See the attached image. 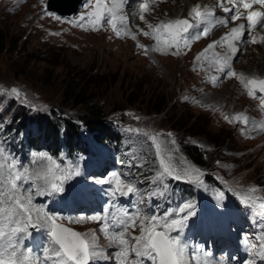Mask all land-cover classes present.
<instances>
[{
    "label": "rangeland",
    "instance_id": "1",
    "mask_svg": "<svg viewBox=\"0 0 264 264\" xmlns=\"http://www.w3.org/2000/svg\"><path fill=\"white\" fill-rule=\"evenodd\" d=\"M46 1L0 0V32L5 37L0 52V139L2 130L18 121L28 125L30 133L35 135L38 117L41 122L60 118L78 122L77 116L84 113L88 104L102 105L103 118L110 128L130 143L124 155L126 165L132 169L129 176L120 169H110L113 162L103 156L107 144L95 135L91 142L94 154L104 160L100 167L85 155L79 165H72L49 154L31 151L27 162L15 160L31 171L39 167L34 161H39L41 156L50 157L59 165L57 175L71 176L63 181L62 192L34 195L36 207L56 214L58 222L89 239L95 235L99 249L110 259H97L90 264H117L114 253L118 249L111 246L101 232L103 222L87 219L101 215L112 203L110 193L115 183L98 181L115 174L136 188V192L127 196L116 193L115 207L109 208L111 212H118L120 208L131 212L134 201H140L139 206L144 209L154 206L149 201L161 193L166 179L189 182L195 186L197 198L189 203L194 206L195 215L188 216L187 220L194 218L198 227L189 236L181 230L172 233L187 247L189 258L196 251L200 261L207 264H248L249 260L264 264V259L257 254L264 245V104L260 99L264 95L250 96L237 78L264 79V30L247 32L244 27L243 41L247 42L237 44L229 34L241 23L233 22L217 30L211 28L210 32L215 31L202 41L191 40L187 47L181 43L180 54L174 55L175 48L155 51L154 36L144 33L152 31L149 24L155 26L175 19L184 18L196 24L197 19L190 12L194 7L202 10L200 0L187 2L185 10L184 0H104L105 8L120 2L117 15L127 17L126 30L119 36L116 35L118 29L113 30L107 23L110 18L107 14L96 29L91 27L87 14L93 5L95 8V0H82L75 12V17L85 15L87 30L74 26L71 19L49 15ZM145 2L149 11L141 13L139 5ZM207 2L204 3L208 9L217 10L216 0ZM141 14L144 20L140 19ZM189 31L195 33L197 29ZM255 37L258 44H253ZM217 41L219 43L214 44ZM209 44L214 47L198 61L196 57ZM229 44L238 48L231 59L232 71L236 74L232 78H226L215 61V56H231ZM74 73L79 76L74 78ZM87 81L93 83L84 93L83 103L68 99L70 88L76 82L86 84ZM12 88L17 89L18 97L12 93ZM154 90L165 94L168 114H164L165 110L156 113L147 105L146 100ZM128 94L132 102L126 98ZM180 114H192V119L198 117V122H204L208 131L206 137L191 136L170 127L172 121L168 117ZM238 116L241 118L237 119ZM78 126L86 129L82 123ZM151 136H157L163 144L174 168L182 174L181 179L167 175L158 178L161 169ZM186 144L196 146L205 154V164H197L187 156ZM30 184V181L24 183L22 191ZM252 189L255 191H250ZM32 191L34 194L35 189ZM249 196L251 200L246 205L242 198ZM167 213L170 212H149ZM185 215L186 212L181 213L182 218ZM80 217L85 219L80 223L72 222ZM171 218L176 219L173 215ZM136 223L137 227L129 228L132 236L140 234L139 220ZM40 231L30 228L29 234L23 236V245L32 249L31 255L37 264H53L45 260L43 252L49 244L48 230ZM218 234L225 237V243L233 244V252L220 249L223 239L216 238ZM134 258L133 254L130 259ZM144 264L151 261L145 259ZM191 264L196 262L193 260Z\"/></svg>",
    "mask_w": 264,
    "mask_h": 264
},
{
    "label": "snow or ice",
    "instance_id": "2",
    "mask_svg": "<svg viewBox=\"0 0 264 264\" xmlns=\"http://www.w3.org/2000/svg\"><path fill=\"white\" fill-rule=\"evenodd\" d=\"M232 2L234 4L242 3L244 9L251 8L253 3L264 6V0H251V3L247 0H232ZM139 7L141 13L148 11L147 2L141 3ZM120 8L121 5L119 4L105 8L104 0H95V11L87 14L89 23L93 29H96L101 24L104 15L107 14L110 17L107 23L112 26L113 30H116L117 20L121 23H125L127 20L126 16L117 15ZM223 11L227 13L232 9L224 7ZM48 14L54 15L52 13ZM193 14L197 19L196 24H190L187 19L170 20L155 26L149 24L148 27L152 31L145 32L144 35L154 36L157 41L155 51L175 48L176 51L173 54L179 55L181 43L187 47L191 40L206 37L214 23L226 25L228 19L236 20L243 16L239 8H235V14L231 17L216 21L211 19L213 12L208 8L201 12L198 7H194L190 12V15ZM56 19L61 18L56 17ZM140 19L144 20L143 14H141ZM246 19L249 28H255L258 24L264 27V24H261V21L264 20V12H249ZM85 20V15H80L78 19L72 20L70 23L87 30ZM202 23L205 24V27L200 30ZM244 27V25H240L238 28H233L229 34L230 39L241 40ZM193 28L197 31L190 33L189 30ZM116 35H121V32L116 31ZM133 39H135L134 36ZM243 42L246 43L247 41ZM253 42L255 41L253 40ZM215 43H219V41ZM214 44H209L208 48L202 51L196 59L199 61L205 57V54L214 47ZM229 47L231 56L224 57L218 70L225 72V69H228L225 75L232 77L236 74L231 71V59L236 56L238 48L233 44H229ZM237 78L248 89L250 96L253 95V89L250 86L258 85L259 90L264 92V79H248L244 76ZM11 91L17 97L19 96L16 88H12ZM260 99L261 103L264 104V97ZM240 118L237 117V119ZM145 135L148 134L145 133ZM150 139L155 146L156 156L159 158L161 172L158 174V178L167 175L174 176L177 180L181 179L182 174L174 168L171 162L172 158L166 155L165 148L159 142L158 137L151 136ZM34 163H38L39 167L30 171L29 168L19 164L15 158L6 155L5 149L0 146V264H37L35 258L31 255L32 249L23 245V236L29 234L30 228H46L48 230L50 240L43 252L45 260H51L53 264H90V261L94 262L97 259H110L102 249H99L95 235H92L89 239L83 233L63 227L57 223L59 217L56 214H49L43 207L37 208L34 205V195H44L50 191L62 192L63 181L71 178V176L64 173L57 175L60 172L59 165L50 157L41 156L40 160L34 161ZM29 181L31 182L30 187L22 191V185ZM98 182L109 185L115 183V189L110 193L112 203L109 208L115 207L116 193L127 196L136 192V188L131 182L125 183L119 175L114 174L110 179ZM125 188L126 191H124ZM33 189H35L34 194ZM250 191H255V189ZM242 200L248 205L251 197H243ZM140 203V201H134L131 212L128 208H120L118 212H111L109 208H105L101 215L87 217L91 221L103 222L101 232L108 238L110 245L118 249L114 253L117 264H144L145 259L151 261V264H191L193 260L196 264H207V261H200L196 251H193L191 258H189L187 247L180 241L178 236L172 235L173 232H179L183 229L188 216L195 215L192 211L193 205L184 204L183 207L179 208V211L181 213L186 212V215L183 218L173 219L171 218L172 213L166 215L149 214L139 206ZM84 219L85 217H80L73 219L72 222L80 223ZM137 220H139L140 234L132 236L129 228L137 227ZM157 228L162 230L157 231ZM133 254L135 258L130 259ZM257 254L261 256V259H264V245L260 246V251ZM248 264H254V261L249 260Z\"/></svg>",
    "mask_w": 264,
    "mask_h": 264
},
{
    "label": "trees",
    "instance_id": "3",
    "mask_svg": "<svg viewBox=\"0 0 264 264\" xmlns=\"http://www.w3.org/2000/svg\"><path fill=\"white\" fill-rule=\"evenodd\" d=\"M4 44L5 37L0 32V52H2ZM78 76V74H73L74 78ZM79 78L82 79V76ZM92 83L93 82L91 81H87L86 84H83L81 82H79L78 84V82H76L75 85L70 88L68 99L72 98L74 103H83V95H85L84 93L88 89V86ZM139 87L142 88L141 85H139ZM126 98L129 102H132V99H129L130 94H128ZM133 100H136V97H134ZM146 101L150 110H153L156 113L167 109L168 101L165 94L162 92L156 90L152 91ZM168 112V110H165L164 114H168ZM103 116L104 113L102 105L88 104L84 109V113L77 116V120L82 121L81 123L84 127L87 128V131L92 135L99 136L100 140L105 139L110 142H114V146L109 148L106 151V154L112 161H118L121 159V152L126 149V147L124 146H119V144L124 143V140L119 133L110 129V126L107 123L108 121L105 120ZM168 118L170 119V121H172L170 127H172L173 129L182 130L183 133L191 136L204 135L206 137V134L208 132L206 129V125L204 124V122H198L200 121L198 117L196 119H192V114H188L186 116L180 114L178 116L172 115ZM38 122L40 127L39 129H41L43 138L49 140L54 144V146L61 144L67 154H70L72 151L75 153L77 149L82 150V152L84 153H91L88 145L82 148L77 147L76 143L80 139V134L79 127L76 122H70L64 118H60V120L54 119L52 121L41 122L40 117L38 119ZM13 126H11L6 132H11ZM17 128L19 129L15 130L12 133V138L18 136L19 130H21V134H23L24 128L22 126H17L16 129ZM213 138L215 139L217 137ZM59 139L61 140L59 141ZM35 142H37V137L33 141H30L28 145H33ZM211 143L215 144L217 142L212 141ZM28 145L22 144V149H26ZM184 148L187 156L191 158L195 163L201 165L205 164L203 159V155L205 154L201 152L200 149L191 144H186ZM55 151L56 150L54 149L53 152ZM117 152H119V154H117ZM211 181L213 182V180ZM194 198L195 192L193 185L187 182L168 180L167 187H165V189L163 190L162 195L154 197L152 199V204H155L156 208L161 212L165 208L175 207L181 202L192 201Z\"/></svg>",
    "mask_w": 264,
    "mask_h": 264
},
{
    "label": "water",
    "instance_id": "4",
    "mask_svg": "<svg viewBox=\"0 0 264 264\" xmlns=\"http://www.w3.org/2000/svg\"><path fill=\"white\" fill-rule=\"evenodd\" d=\"M80 1L81 0H48V1H46V8L50 11H53V12L59 14V15H69V14H72L75 12ZM93 11H95V9ZM182 19H184V18H182ZM251 79H254V78H251ZM250 87H252V89H253V95L254 96L264 94V92H261L259 90L258 85L257 86H250ZM61 225H63V224H61Z\"/></svg>",
    "mask_w": 264,
    "mask_h": 264
},
{
    "label": "bare ground",
    "instance_id": "5",
    "mask_svg": "<svg viewBox=\"0 0 264 264\" xmlns=\"http://www.w3.org/2000/svg\"><path fill=\"white\" fill-rule=\"evenodd\" d=\"M193 0H184L183 2H185L184 3V6H183V10H185L187 7H188V4H187V2H192ZM200 2H201V6H204L205 8H207V6L208 5H205V3L204 2H206L207 4H208V2H207V0H200ZM119 4H120V2H119ZM216 6H217V10H214V9H212V12H213V16H212V20L213 21H216V20H220V18L216 15L219 11L221 12V10L219 9V6H218V4L216 3ZM205 8L203 9V11L205 10ZM140 10V9H139ZM141 11V10H140ZM148 11H149V9H148ZM147 11V12H148ZM201 11V10H200ZM202 11V12H203ZM147 12H144V13H147ZM231 24H234V23H227L226 25H223V24H213L212 25V28H214L215 30H217V29H220V28H226V27H228L229 25H231ZM201 25H203V26H205V24H201ZM214 30V31H215ZM213 31V32H214ZM255 31V30H254ZM213 32H209V34L206 36V37H208L211 33H213ZM206 37H201L199 40H201V39H204V38H206ZM243 35H242V37H241V40H235V42L237 43V44H241L242 43V41H243ZM263 37H261V39H262ZM198 40V41H199ZM202 41V40H201ZM254 41L255 42H253V44H256L257 43V40H256V37L254 38ZM261 42H263V41H261ZM260 42V43H261ZM252 44V43H251ZM258 44V43H257ZM263 45V44H262ZM262 48H263V46H262ZM223 59L224 58H221L220 56H215V61L217 62V65H221V63L223 62ZM232 68H233V66L231 65V71H232ZM228 71V69H225V72H227ZM225 72H222L224 75H225ZM226 76V75H225ZM233 77V76H232ZM232 77H227L226 76V78H232ZM63 227H66V226H64V225H62ZM66 228H68V227H66ZM111 230V229H110Z\"/></svg>",
    "mask_w": 264,
    "mask_h": 264
}]
</instances>
